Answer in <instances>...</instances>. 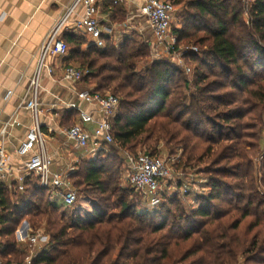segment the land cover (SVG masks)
<instances>
[{"label": "trees", "instance_id": "1", "mask_svg": "<svg viewBox=\"0 0 264 264\" xmlns=\"http://www.w3.org/2000/svg\"><path fill=\"white\" fill-rule=\"evenodd\" d=\"M168 1L183 11L180 27L174 30L176 46L183 42L197 46L196 52L183 55L192 67L195 87L190 104L183 90L189 87L187 78L177 85L181 90L172 89L181 81L180 68L168 60L140 65L149 42L126 35L120 42L114 36H103L104 46L97 48L86 37L66 31L65 65L78 63L88 70L84 84L93 79L94 90L113 91L119 98L111 120L113 142L103 148L135 153L136 145L155 138L152 145L147 144L146 153L159 156L166 149L174 156L182 148L175 167L190 168L202 156L195 157L192 139L203 135L199 131L203 121L210 126L205 141L210 147H219L213 153L209 147L215 164L222 160L232 170L243 171L236 175V171L214 169L213 175L209 170L200 193L192 194V184L187 183L185 192L165 193L159 205L145 209L146 200L136 189L129 183L128 188L118 185L124 162H117V155L102 148L93 158L79 161L77 169L68 174L74 189H89L100 208L96 218L85 223L58 214L60 205L50 200L48 188L25 181L27 187L14 195L12 203L0 183V258L24 260L14 259L20 252L12 256L7 251L24 245L14 239L24 213L33 217L34 228L43 220L49 231L48 243L32 264H236L241 254H247L244 264H264V199L256 188L247 151L256 150L258 143L243 139L258 137L245 130L261 125L258 121L264 114V0H252L246 19L241 0ZM100 12H110L113 21L125 14L119 2L112 4V0H101ZM199 32L202 34L196 36ZM252 112L257 119L254 126L243 121ZM262 164L264 169V161ZM219 174L239 179L231 199L224 200L229 198L226 192L230 188ZM187 197L195 198L196 205L186 208L182 200ZM237 197L244 203H238ZM217 200L227 207L212 211ZM246 219V227L239 233L238 227Z\"/></svg>", "mask_w": 264, "mask_h": 264}, {"label": "built area", "instance_id": "2", "mask_svg": "<svg viewBox=\"0 0 264 264\" xmlns=\"http://www.w3.org/2000/svg\"><path fill=\"white\" fill-rule=\"evenodd\" d=\"M117 2L119 0H112V4ZM100 4L101 0H71L64 14L52 25L40 45L35 71L29 82L28 96L22 104L33 114L34 124L27 131L16 153L20 157H25L23 169L26 174L36 177L39 186L55 191L67 207L74 206L78 198L77 190L72 186L68 176L69 171H73L74 167H70L67 172L51 170V158L45 150L43 134L36 119L41 113L39 99L41 79L43 72L48 75L53 72L52 65L48 63L50 57H64L67 54L68 47L63 34L68 27L86 37L97 48L104 46L103 36H114L116 40L119 39L120 31L114 30L113 27L102 26L98 18ZM78 8L82 9V16L70 21ZM175 11L176 7L168 0H144L139 8L140 15L146 20L152 34V40L149 43L152 60H168L189 74L191 69L183 62V55L187 52H196L197 47L191 45L186 49H180L176 46V36L171 32ZM87 74L88 70L79 65H66L62 71V79L79 83ZM10 94L11 91H7L4 98L6 99ZM76 96L81 103L90 106L91 110L77 108L78 122L63 128L61 133L68 141H72L76 148L87 150L91 156H95L105 144L113 142L111 120L119 108V98L111 92H99L92 87L78 90ZM71 106L74 107V105ZM95 114L98 118H95ZM15 122L13 120L10 124ZM92 123L94 128L90 132L84 125ZM122 152L126 180L146 200L145 209L156 207L162 195L168 192L163 186L167 187L169 181L173 179L168 165L170 159L152 156L142 150L135 153L125 150ZM6 168L7 153L4 146L0 144V174ZM180 180V178L177 179L176 187L178 191L185 192L187 185ZM19 189L23 190L24 187L20 185ZM14 234L17 243H26L29 253L20 262L0 258V264H32L36 253L41 249L35 250L40 237L39 233L33 234L28 223H20Z\"/></svg>", "mask_w": 264, "mask_h": 264}, {"label": "crops", "instance_id": "3", "mask_svg": "<svg viewBox=\"0 0 264 264\" xmlns=\"http://www.w3.org/2000/svg\"><path fill=\"white\" fill-rule=\"evenodd\" d=\"M70 2L71 0H0V144L7 153V168L0 174V183L5 187L12 203L14 195L23 193L27 187L25 181L38 186L36 177L27 175L23 169L25 157L16 153L27 131L34 124L33 114L22 104L28 96L29 82L35 71L40 45ZM143 2L144 0H119L120 10L126 14L129 25L127 29H134L152 40L150 28L139 12ZM82 13V9L78 8L70 21L79 18ZM98 18L102 26H114L110 12H99ZM66 31L82 36L70 27ZM48 63L52 65L53 72L51 75L42 73L39 95L41 113L36 119L43 134L45 150L51 158V170L67 172L70 167L77 169L79 161L94 156L87 150L76 148L61 130L69 127L72 122H78L77 108L89 111L91 107L81 103L76 96V92L83 88V82L73 83L62 79V71L66 66L63 57H50ZM9 90L11 94L5 99ZM94 116L98 118V115ZM13 120L16 122L11 125ZM84 126L90 132L93 131V123ZM20 185L24 187L23 190L19 189ZM50 200L55 204L57 200L61 202L52 190Z\"/></svg>", "mask_w": 264, "mask_h": 264}, {"label": "rangeland", "instance_id": "4", "mask_svg": "<svg viewBox=\"0 0 264 264\" xmlns=\"http://www.w3.org/2000/svg\"><path fill=\"white\" fill-rule=\"evenodd\" d=\"M242 1V9H243V13H244V17L245 19L248 17V9L250 7V4L252 2V0H241ZM120 5V4H119ZM176 11H175V15H174V19L173 22L171 24V32L172 34H174V30L177 27H180V22H181V15L183 13L182 11V7L180 5H176ZM114 25V30L116 31H120V36H119V42L122 40L123 36H129L131 37L133 40L137 41V42H149L151 40L147 39L145 36L140 35L138 32H136L134 29H127L128 28V23L126 22V14L124 15H119L117 16V18L112 21ZM110 24V26H111ZM202 34V32H199L198 34H196V36H200ZM191 40L193 38H190ZM86 40V39H85ZM185 41H188V38L185 39ZM191 46V43L187 44V42H183L180 45H178V47L180 49H186V47ZM197 47V46H196ZM143 60H141L142 62H140V65H145L148 66L149 64H151L152 62V58H151V54H150V47L148 48V52L146 54L145 57L142 58ZM169 59V58H168ZM172 61V60H171ZM183 62L190 67V69H192L191 65L189 63H187L185 61V59H183ZM69 65H78V63H74L71 62ZM182 70V69H181ZM183 71V70H182ZM179 77V76H178ZM183 78H187L189 80V87L184 88V93L187 95L186 98V102L188 104H190L191 102V96L193 92H195V87L192 84V78H191V72L189 74H187L186 72L183 71V75L180 76L181 81L178 80L177 84H174L172 87L173 90H181V88H179V86L177 85H181L182 84V79ZM211 79V78H209ZM94 81L93 79L88 80L85 84H83V88H91L94 86ZM82 88V89H83ZM113 92V91H110ZM210 113V115L213 114V112H207ZM255 114L254 112H252L251 114H248L244 117L243 121H246L249 125H256L257 123V119L255 118ZM250 117V119H249ZM259 123L262 122V124H257L258 126L256 128H246V133L247 135H255V134H259L258 137H248V136H244L243 139H246V141H253L251 143H258L257 144V149L255 150V148H250L248 151V159L252 161V170L254 175L256 176V188L257 190L260 192V195L263 196L264 199V186L262 184H264V169L262 168V163L264 161V157H263V153H264V114L262 115V117L260 118V121H258ZM210 126L206 123L203 122L200 124L199 126V131L203 132V135L201 136V138H194L192 139V143L196 142V148L194 149L193 153L195 155V157H197L198 155H202L200 157L199 162H192L193 164H191L190 168H176L175 164L178 163L179 161V157L181 155V149L179 148V151L177 152L176 155L174 156H169L168 152L166 151V149H162L160 152L161 157L164 158H169V167L170 170L173 174V179L171 181H169V185L167 187L163 186L164 188H167V194H174V192L178 193V189H177V179H181L180 181H182V183L186 184L187 183H191L192 187H191V191L192 194L194 193H200L202 191V188H200L201 185H203L204 183V179L206 178V175H208L207 171L212 170V174L214 175L213 171L214 169H227V171L231 172V171H236V175L241 174V172L243 171L242 168H240V170H232V166L231 164L227 165L228 163L225 161H220L219 164H215L216 162L213 161L215 155H211L210 153V148L213 150L211 151L212 153L214 151L217 150V148L219 149V147H217V145H212L210 147V143L205 141L206 138V133L209 132ZM205 131V132H204ZM260 132V133H259ZM245 133V132H243ZM205 136V137H204ZM155 141V138H152L150 141H148L147 144L152 145ZM147 144H138L136 145V149L137 151L142 150L144 151L145 149H147ZM210 147V148H209ZM190 147H188L189 149ZM103 151H105V153L109 152V155H117V162H122L123 164V152L121 150H110L109 147H104ZM204 154V155H203ZM234 161V160H233ZM232 161V162H233ZM231 162V163H232ZM244 169V167H243ZM120 172L118 175V185L121 188H128L129 184L128 181L125 178V174L123 170V167H120ZM201 172V173H200ZM232 173V172H231ZM223 181V183H225L227 188H230V190L228 189L227 193V197L224 200L227 199H231V196H233V192L237 191L234 186L236 185V183H239V179L237 177H233V176H229L227 174L222 175L219 174V176ZM201 180V181H200ZM259 180H263L262 184L259 182ZM203 182V183H202ZM77 202L75 203L74 206L72 207H67L65 206L62 201L60 202V200H57V204L60 205V209L57 211L58 214H61L62 216H64L66 220L72 218L73 222H87L90 220H94L96 218L95 215V211L96 210H100V208L98 207L97 202L93 199V197L95 196L93 193L89 192V189L86 190L84 187L80 186L79 188H77ZM13 200L15 201L16 198L13 197ZM139 200V198L135 197V202H137ZM236 201L240 204L244 203V199L243 198H239L237 197ZM183 204L185 205L186 208H188L189 206H195L196 202H195V198H188L185 200L183 198L182 200ZM225 208L227 207L226 203L222 200H217L216 202L213 203V209L212 211H215L218 208ZM22 219L20 221V223H28L31 231L33 234H37L39 233L40 237H39V241L35 247V250H37L38 248H42L45 246L46 243H48L49 239H48V228L45 225V222L40 221L36 224V227L34 228L31 223V219H33V217L31 215H25L24 213L22 214ZM248 219L242 221L238 227V232H242V230H244V228L246 227V223H247ZM19 223V224H20ZM18 224V225H19ZM17 225V226H18ZM48 231V232H47ZM253 233V232H252ZM251 233V234H252ZM250 234V235H251ZM14 239L16 241V236L14 234ZM25 245V246H24ZM24 245H19L17 247L14 248V250H7L8 252H10V254H12L13 252L18 254L20 252V254L16 257H14V259L17 260H23L26 258V256L28 255V247L26 245V243H24ZM21 249V250H19ZM40 250V249H39ZM13 253V254H14ZM12 254V256H13ZM247 254H241L238 256L237 258V262L236 264H244V257Z\"/></svg>", "mask_w": 264, "mask_h": 264}, {"label": "water", "instance_id": "5", "mask_svg": "<svg viewBox=\"0 0 264 264\" xmlns=\"http://www.w3.org/2000/svg\"><path fill=\"white\" fill-rule=\"evenodd\" d=\"M23 224H26V223H23Z\"/></svg>", "mask_w": 264, "mask_h": 264}]
</instances>
